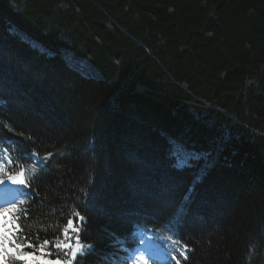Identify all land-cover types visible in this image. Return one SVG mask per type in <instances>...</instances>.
I'll return each mask as SVG.
<instances>
[{
	"label": "trees",
	"instance_id": "1",
	"mask_svg": "<svg viewBox=\"0 0 264 264\" xmlns=\"http://www.w3.org/2000/svg\"><path fill=\"white\" fill-rule=\"evenodd\" d=\"M0 151L51 259L71 218L93 245L73 264H110L137 223L189 248L161 264H264V0H0Z\"/></svg>",
	"mask_w": 264,
	"mask_h": 264
},
{
	"label": "snow or ice",
	"instance_id": "2",
	"mask_svg": "<svg viewBox=\"0 0 264 264\" xmlns=\"http://www.w3.org/2000/svg\"><path fill=\"white\" fill-rule=\"evenodd\" d=\"M15 32V28L9 29ZM11 163V160H9ZM177 166H183V161L178 159ZM2 167V165H0ZM11 182L28 187L23 179V171L17 175H8L7 179L0 176V184ZM185 201L188 196H185ZM11 204V202H8ZM21 204L24 201H20ZM20 211L15 205L4 208L0 207V264H73L77 256H84L87 252L93 251V245L82 244L79 237L80 228L73 225L72 219L67 220V225L63 228L61 237L51 242L52 248L56 249V258L50 257L54 253L48 248L50 241L45 239L34 244L29 237L22 235L23 229L17 221L20 219ZM183 209H181V214ZM27 216V212L24 213ZM79 216V213H76ZM82 220L83 217H80ZM73 233L76 235L74 236ZM73 241H75L73 243ZM119 245V251L123 253L118 258L110 260V264H149L150 260H155L157 264L167 259H175V256L169 254V249L165 247L168 243L163 237L153 238L146 234V229L135 224L130 239L116 238ZM174 244L175 241H172ZM31 249V251H26ZM39 252V255H37ZM63 252L66 259H61L59 253ZM183 255V253H181ZM115 256V254H112ZM187 257L185 256V259ZM178 264V262H177Z\"/></svg>",
	"mask_w": 264,
	"mask_h": 264
},
{
	"label": "rangeland",
	"instance_id": "3",
	"mask_svg": "<svg viewBox=\"0 0 264 264\" xmlns=\"http://www.w3.org/2000/svg\"><path fill=\"white\" fill-rule=\"evenodd\" d=\"M11 28H15L16 33L20 34V36L23 39L31 43L33 46L39 48L40 50L47 51V53L49 54L55 53L53 49L45 45L39 39L23 31L22 29L14 25L11 26L10 29ZM63 56L66 58L69 64L76 66L83 75L98 76V77L103 76V73L90 61V59L87 56H77L71 53H63ZM175 153L177 157L176 162L178 161V159H180L183 161V165L194 163V159L199 157L198 153L189 150L185 151L178 146H175ZM0 188H4L6 192L5 195H2L0 193V207L7 208L13 205L15 202H17L18 200L17 191H16L17 189L11 186V182L0 184ZM8 202H11V204ZM146 234L152 237L151 233H146ZM167 245L170 248V250L174 252L173 255L175 256L176 259H179L187 254L188 248L184 246L182 243L175 242L173 244L172 241H169ZM181 253H183V255ZM149 264H154V263L153 261L150 260Z\"/></svg>",
	"mask_w": 264,
	"mask_h": 264
}]
</instances>
